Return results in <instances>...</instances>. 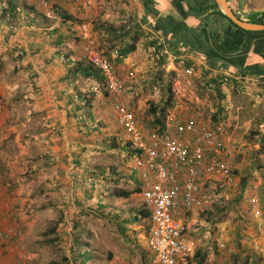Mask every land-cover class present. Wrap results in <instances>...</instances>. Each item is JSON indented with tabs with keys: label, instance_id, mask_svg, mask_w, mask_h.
<instances>
[{
	"label": "rangeland",
	"instance_id": "rangeland-1",
	"mask_svg": "<svg viewBox=\"0 0 264 264\" xmlns=\"http://www.w3.org/2000/svg\"><path fill=\"white\" fill-rule=\"evenodd\" d=\"M109 1L103 0L105 4L102 2V5H107ZM112 1L116 9L122 11V3ZM1 2L5 3L6 0ZM85 2L88 7L90 0ZM111 8L114 11V8ZM81 13L76 14L78 16ZM120 14L123 15L122 12ZM89 17L83 20V23L89 25L88 33L93 37L96 48L102 53L108 51L107 43L104 44L105 35H100V38L95 35L93 25L88 21ZM76 29V35L79 36L80 25H77ZM76 45L83 50L84 45L80 40ZM140 53L139 57H143L147 65L154 66H147L151 69V76H148L147 72L143 78L141 67L135 69L132 66V69L128 70L124 66L120 70L119 66L113 65L118 69L121 79L123 76L120 72H123L127 77L126 81L138 83L140 86L138 94L124 90L118 99L114 100V104L118 101L132 111L143 132L147 133L157 127L154 119L162 114L160 111L153 113L150 107L152 105L160 108L164 104L168 83L174 98L186 95L188 99L195 101L196 99L191 97L195 91L204 96L206 94L197 79L187 74L184 69L181 68L170 76L167 74L169 71L155 67L158 63L154 55L150 52ZM144 53L148 54V57ZM1 56L5 59L0 60V206L4 211L3 225L10 236L5 264H73V257L83 250H87L90 255L86 264H148L149 251L142 246L141 241L146 236L149 220L139 216V201L111 196L114 189L135 187L127 178L116 180V176L108 169L114 166L115 158L111 157L113 152L93 154L91 152L96 151L89 146L87 153L90 157L86 158L85 165L93 167L96 163L103 167L104 171L96 170L94 177L81 175L83 177H78L77 185L71 183L74 175L59 172L60 167L68 166L67 151L60 148L61 143L57 139L59 135L52 134L49 112L40 107L43 101H47L48 96H42V91L40 94L39 91H34L33 80L19 67V59L13 51L0 50ZM126 85L124 82L127 88ZM124 92L129 93L127 98L131 100V104H135L132 105L133 108H128L120 99ZM247 98L248 101L239 108L240 113H236L239 123L237 126L233 125L230 131L226 130V135H231L235 141L230 164L236 178L234 182L223 185L218 179L204 185L203 194L209 200L208 208L198 211L211 218L210 227L212 230L216 229L218 234L214 236L210 232L205 236L207 229H202L199 235L193 237L206 242L210 250L205 254H213L214 257L215 253L218 254V242L226 241L230 248L236 247L235 252L232 249L228 257L231 264H245L247 261L249 264V260L251 264H262L258 254L250 251L246 253V249L250 250V244H242V239L248 241L247 235L253 232L252 224L249 223V210L242 209L245 205L233 200L234 193L242 191V203L245 202L244 196L247 195L242 190V183L249 171L258 172L248 181L258 182L264 177L262 169L259 170L260 166L255 161L258 159L259 163L262 161L264 164V158L262 160L258 154L262 147L260 138L263 133V126L258 119L264 113V106L251 102L250 95ZM79 103L83 105V102ZM83 108L85 107L82 106ZM244 116L246 120H252L243 124ZM72 125L70 122L68 126L73 127ZM81 126L86 130L91 124L86 122ZM120 129L119 135L124 136V130L122 127ZM98 134L96 132V137ZM84 138L86 143L93 139L91 135ZM90 143L92 145V142ZM237 146L247 147L245 157L236 156ZM58 148L62 151L61 155L57 154ZM130 154L126 151V154L118 156L120 170L124 175H129L130 172ZM252 161L254 165L249 168L248 162ZM244 167L245 171H242ZM137 201L138 210L134 208ZM133 215H138L137 220L128 222ZM205 225L207 224L202 226ZM187 227L190 225L187 224ZM74 239L80 245L79 248L74 245ZM63 257H67L68 262ZM75 262L79 264L80 259Z\"/></svg>",
	"mask_w": 264,
	"mask_h": 264
},
{
	"label": "crops",
	"instance_id": "crops-1",
	"mask_svg": "<svg viewBox=\"0 0 264 264\" xmlns=\"http://www.w3.org/2000/svg\"><path fill=\"white\" fill-rule=\"evenodd\" d=\"M117 1L118 3H122L120 4L123 8L122 11L116 9L115 3L112 0L107 2V5H102L103 0H90V5L83 10L81 15L76 16L77 20L80 21L79 23H63L62 16H59L55 11H60V13L68 12L73 15L74 5L72 3L68 4L64 0H44L37 5L34 4L38 8V12L35 13L27 6L28 4H32L30 0H14L15 9H13L12 15H7L0 20V50L13 51L19 59V67H21L24 72L29 75V78L33 80L32 86L34 87V91H39V94L40 91H42V96L44 94L48 96L47 101H43V105L40 107L49 112L48 117L52 134L59 135L57 136V139L60 140V148H64L67 151L68 157V166L60 167L59 172L74 175L71 183L75 184L78 183V177H83L81 175H96L94 174L96 173V170L104 171V168L99 167L96 163H94L93 167L85 165L86 158L90 157L87 153L89 151V146H92L90 149L96 151L95 153L91 152L93 154L99 155L103 152H113L111 153V157L112 159L115 158L114 166L111 168L108 167V169L113 171L112 174L116 176V180L119 178H127L133 186H139L137 175L132 170V167H130L129 175H124L120 170L118 156L126 154V151L132 154L133 150L126 141L125 136L119 135L121 127L112 116L115 97L110 92L107 97H104L100 92L99 87L96 86V82L89 78H77L75 80L66 78V60H68L66 55L69 57L77 56L78 59L85 58L83 50L76 45V40L73 36L70 37L69 35L65 37L64 41L59 46L53 44V41L57 39L59 34L68 30L70 33L71 29L74 31L77 30V25L83 23V20L90 15L88 21L93 25L95 35L98 38H100V35H105L106 39L104 44L106 45L107 43V48L114 45L115 42L111 37H108V32H105L108 31L107 28L110 30H117L122 27H127L128 24H132L134 20L140 19L146 14L145 9L139 0ZM227 2L236 15L247 21L252 20L264 11V0H227ZM96 3H100L101 5H97ZM3 4L5 3L0 0V5ZM103 4H105V2H103ZM111 7L114 8V11ZM119 8H121V6H119ZM121 12L123 15L120 14ZM171 14L173 16H178L177 12L174 10H171ZM31 18H33L34 22ZM55 27H58L59 30L56 33H51V30ZM146 30L148 32V29ZM154 35L156 36L155 33ZM142 42L143 43L140 42L137 48L130 52L121 62L114 63V65L119 66L120 70L121 68H124V66H126L127 69H132V66H134L135 69L141 67L140 70L143 72V78L144 74L147 72L148 76H151V73H149L151 72V69L147 66H154L152 64L147 65L146 62L143 61V57H139L141 56L140 52H149V47H144L146 46L144 45V42L146 41ZM158 42L163 46L165 45L164 39L162 38H159ZM180 50L186 51V48L181 47ZM109 52L110 55H113L112 58L115 57L112 48ZM144 54L148 57V54ZM163 57L165 58L164 64H160V58H157L156 62L158 64L155 67L160 68V70L163 69L164 71H169L167 74L170 76H172L175 71L178 72L181 68L184 69L186 67L193 69V72L189 75H193V77L197 79L201 84V89L205 91L206 96L195 91L191 97H194V99L198 100L203 105V108L205 109L204 118H210V120L214 122L213 124L222 122L226 126L227 131H230L229 129L233 125L237 126L239 123V121L236 120V113H240L239 108H242L244 102L248 101L247 97L249 95L251 98L249 100L251 102H256L261 104V106H264V61L260 63V69L262 70L261 73L246 74L239 73L234 67L233 69H231L232 67H220L219 64L214 67L210 66L206 61L183 52L180 55L170 53ZM249 57L254 58L251 53H249ZM150 58L152 59V57ZM4 59V56L0 57V60ZM186 62H190V65L185 66ZM121 65H123V67ZM120 74L124 77V79L123 77L122 79L125 84H127L126 92H135L138 94L140 92L139 84L133 83L132 81H126L127 77L125 74H123V72H120ZM225 75H228V82L221 85L219 80ZM209 84H211L212 87H208ZM89 88L97 89L96 91H92L95 92V98L92 101L91 106L86 104L83 100L78 99L79 95L91 92ZM126 92H124L120 99L128 108H133L134 106L132 105L135 104H131V100L127 98L129 93L125 94ZM79 101L83 102L82 106L85 108L82 109ZM78 107H80L79 110H77ZM84 109H86L85 112H82ZM134 109L137 110L138 108ZM262 109L264 110V108ZM70 112L71 114H69ZM244 118L245 121L242 122L243 124L252 120H246L245 116ZM258 121L260 125L263 126L262 130L264 133V113ZM70 122L73 123V127L68 126ZM86 122H90L91 127H87L85 130L81 125ZM96 132L99 133L97 135L98 137H96ZM263 133L260 138L262 147H260L258 151V154L260 155L259 158L262 160L264 158V144L262 143ZM90 135L93 139H89L92 141H87V144L84 140V136ZM223 140L227 144L231 159V156L234 155L233 149L235 146L233 145V142L235 141H233L231 135H225ZM90 142H92V145ZM60 148L57 149L59 150L57 151L58 155H61L60 152H62L60 151ZM246 150L247 147H238V152H236V150L234 151L236 152V156L240 158L241 155H243V157L247 155ZM253 159H255V156H253ZM255 161H257V165L260 166L259 170L262 169L264 175L263 162L261 161V163H259L258 159ZM248 163L250 166L249 168L254 165L253 161ZM245 168L246 167H244L242 171H245ZM257 172L249 171V173H247L246 182L242 187L243 192L248 196H244L245 202L242 203L244 200L242 191L239 193L235 192L233 200L235 199L240 204H244L245 208L242 209L249 210L250 221H248L253 227V232L250 233V235H247L249 240L245 241V239H242V244L244 242L250 244V250H245V248L244 250L246 253L248 251L255 252L259 256L256 246L264 243V177L262 180L259 179L258 182L248 181L249 178H253V175ZM208 182L206 181L204 185ZM249 187H253V189L249 191ZM127 198H133L139 201V210L137 207L138 201L134 208L138 210L139 216H142L140 211L145 210L142 207L140 193H132ZM207 202L209 203V200ZM207 204L200 208L195 207L185 213L184 220L186 230L184 233V239L192 246L193 264H226L229 262L228 257L231 255V250L233 249L235 252L236 247L230 248L229 243L223 241L222 243L225 246V250L221 251L218 249V246H216V252H218L219 256L215 253L214 257L213 254H205L210 250V246H208L206 242L193 238L195 235H199L202 229H207L204 232V235L209 234L210 232H212L214 236L218 234V232L215 231L216 229L212 230L210 227L212 221L210 223L209 220H211V218L198 212L201 209L206 210L208 208ZM140 205L142 209H140ZM204 223L207 225L202 226ZM187 224L190 225V227H187ZM148 227L149 225L147 224L146 231H148ZM146 237L147 233L146 236H144L143 241H141L143 242L141 244L149 251ZM219 243L221 242H218V244ZM150 254L149 251L148 262ZM213 260L214 262H212ZM245 264H248V261ZM249 264H251L250 260Z\"/></svg>",
	"mask_w": 264,
	"mask_h": 264
},
{
	"label": "built area",
	"instance_id": "built-area-1",
	"mask_svg": "<svg viewBox=\"0 0 264 264\" xmlns=\"http://www.w3.org/2000/svg\"><path fill=\"white\" fill-rule=\"evenodd\" d=\"M32 1L41 3L43 0ZM68 1L74 5V13H81L86 8L85 0ZM88 32L89 25L81 23L79 37L84 45V55L103 72L109 92L117 100L125 90L124 83L110 60L96 48ZM148 50L156 59L170 54L166 47L159 50L150 46ZM184 69L187 74L193 72L192 68ZM227 82L228 75L219 80L221 85ZM92 91L96 89L92 88ZM204 114L198 100H190L186 95L176 96L162 124L145 133L132 111L118 101L114 104L113 117L124 130L126 141L133 150L131 167L141 188L142 207L148 213L146 240L151 253L148 264H193L192 246L184 239L185 213L208 203L203 194L206 181L218 179L223 185L236 178L223 140L227 128L222 122L213 124L210 118H204ZM3 217L0 206V264L6 263L10 240ZM217 246L221 251L225 250L222 242ZM256 248L264 264V243Z\"/></svg>",
	"mask_w": 264,
	"mask_h": 264
},
{
	"label": "trees",
	"instance_id": "trees-1",
	"mask_svg": "<svg viewBox=\"0 0 264 264\" xmlns=\"http://www.w3.org/2000/svg\"><path fill=\"white\" fill-rule=\"evenodd\" d=\"M71 4L70 1L64 0ZM145 9L146 14L140 19L134 20L132 24L120 29H108L109 37L115 42L112 48L115 57H111L109 51H104L111 63L121 62L130 52L134 51L138 44L144 42L145 48L155 46L157 49L166 47L170 53L180 55L182 52L194 55L207 62L210 66L232 67L236 68L239 73H254L262 72L260 63L264 61V30L253 31L246 30L234 22H232L223 12H221L214 0H139ZM32 4H28L29 9L35 13L38 12L36 2L30 0ZM35 4V5H34ZM13 9H15L14 0H6L5 4L0 5V20L7 15L11 16ZM211 9V10H210ZM171 10L177 12L178 16H173ZM59 16H62L63 23H79L77 14H70L68 12L55 11ZM43 16V15H42ZM44 17V16H43ZM33 21V18H31ZM34 22V21H33ZM250 22L264 24V11L258 16L254 17ZM148 29V32L147 30ZM59 30L55 27L51 33H56ZM75 32V33H74ZM156 34V36L154 35ZM76 31L71 29L59 34L53 44L59 46L64 38L73 36L76 42L80 37L76 35ZM164 39L165 45H157L158 39ZM142 40V41H140ZM186 48V51H181L180 48ZM243 48L241 52L235 54H228L227 52H235ZM251 53L254 58L249 57ZM66 65V78L75 80L77 78H89L96 82L100 92L104 97L109 94V89L105 76L101 70L95 68L87 59H78L77 56H68ZM115 58V59H114ZM165 58H160V64H164ZM114 65V64H113ZM190 62H186L185 66H189ZM115 68V67H114ZM116 70V68H115ZM117 74L118 71L116 70ZM122 80V79H121ZM123 81V80H122ZM216 81V80H214ZM124 83V81H123ZM95 86V87H96ZM164 104L158 108L151 105L150 109L153 113L160 111L161 117L156 116L155 121L162 124V120L166 112L172 107L175 98L171 93V87L168 83ZM218 86V84H217ZM97 87V88H98ZM124 88H126L124 86ZM126 90V89H125ZM94 93L89 92L79 95V100H83L86 104L91 106L94 100ZM78 107L77 110H79ZM262 143L264 144V133L262 135ZM113 172V171H111ZM95 174V173H94ZM91 177L95 175L89 174ZM246 179H243V184ZM140 187L137 186L131 190L114 189L111 196L118 198H127L132 193H140ZM11 190V188H8ZM142 216L148 217V213L140 211ZM138 218L133 215L128 219V222H134ZM54 231V229H52ZM79 248L77 240L74 239V245ZM90 258L87 250H83L73 257L75 264L77 259H80L79 264H86V260ZM68 262L67 257H63Z\"/></svg>",
	"mask_w": 264,
	"mask_h": 264
},
{
	"label": "water",
	"instance_id": "water-1",
	"mask_svg": "<svg viewBox=\"0 0 264 264\" xmlns=\"http://www.w3.org/2000/svg\"><path fill=\"white\" fill-rule=\"evenodd\" d=\"M214 1L217 5V8L239 27L246 29V30H253V31L264 30V24L250 22L236 15L235 12L230 7V5L228 4L227 0H214ZM242 50L243 48H240L239 50L235 52H227V53L235 54L237 52H241Z\"/></svg>",
	"mask_w": 264,
	"mask_h": 264
},
{
	"label": "clouds",
	"instance_id": "clouds-1",
	"mask_svg": "<svg viewBox=\"0 0 264 264\" xmlns=\"http://www.w3.org/2000/svg\"><path fill=\"white\" fill-rule=\"evenodd\" d=\"M262 260V259H261Z\"/></svg>",
	"mask_w": 264,
	"mask_h": 264
}]
</instances>
